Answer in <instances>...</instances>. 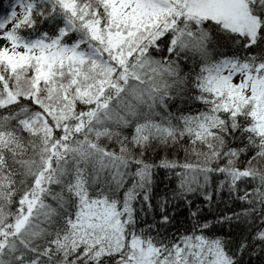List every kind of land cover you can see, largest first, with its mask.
I'll use <instances>...</instances> for the list:
<instances>
[{
  "label": "trees",
  "instance_id": "trees-1",
  "mask_svg": "<svg viewBox=\"0 0 264 264\" xmlns=\"http://www.w3.org/2000/svg\"><path fill=\"white\" fill-rule=\"evenodd\" d=\"M247 5L253 36L190 20L173 44L147 48L128 65L142 62L143 79L120 84L112 111L70 136L25 224L0 249V264H132L131 250L137 258L149 250L152 264H264V132L252 106L215 78L228 62L264 78V0ZM17 7L33 19L13 28L24 41L90 42L78 20L46 0H0V25ZM79 8L93 18L88 3ZM32 97L0 103V231L60 131L47 100L44 107ZM40 121L50 137L30 127Z\"/></svg>",
  "mask_w": 264,
  "mask_h": 264
},
{
  "label": "rangeland",
  "instance_id": "rangeland-1",
  "mask_svg": "<svg viewBox=\"0 0 264 264\" xmlns=\"http://www.w3.org/2000/svg\"><path fill=\"white\" fill-rule=\"evenodd\" d=\"M46 1L49 6L61 9L69 19L78 20L90 42L85 38L72 43L61 38L24 41L13 28L30 27L33 19L25 13L27 10L19 7L15 9L13 20L3 28L0 26V103L31 94L40 106L45 107L43 103L47 100L48 116L60 129L44 167L22 197L13 221L0 231V249L6 239L25 224L48 183L56 160L64 154L70 136L112 111L110 94L117 92L120 84L132 77L143 79L142 62H138L136 69L128 65L136 63L147 48L160 47L168 39L173 44L178 29H184V22L190 20L219 21L225 28L249 37L257 27L247 0H83L93 12L91 20L83 18L87 12L79 8L82 0L78 5L74 0ZM167 51L170 52V48ZM220 76L222 80L218 83L225 87L229 97L248 103L256 111V126L264 132V78L232 66ZM30 127L51 136L43 121L33 122ZM243 172L231 171L234 176ZM110 216L111 209H108L104 218ZM114 234L119 239L118 234ZM149 254L147 250L137 258L139 252L131 250L130 255L134 257L131 263L152 264Z\"/></svg>",
  "mask_w": 264,
  "mask_h": 264
}]
</instances>
